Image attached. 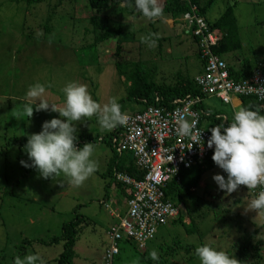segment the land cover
Here are the masks:
<instances>
[{"label":"rangeland","instance_id":"rangeland-1","mask_svg":"<svg viewBox=\"0 0 264 264\" xmlns=\"http://www.w3.org/2000/svg\"><path fill=\"white\" fill-rule=\"evenodd\" d=\"M226 1L230 5L231 1L236 2L233 11L240 49L222 56V59L237 68L242 61L251 64L263 58L264 7L261 4L252 7L245 2L252 0H216L207 11L209 21L222 14ZM104 11L98 14L90 8L88 0H62L60 3L57 0H44L43 3L29 7L25 0H0V146H6L9 137L17 139L21 136L19 129L11 126L5 132L3 127L6 124L15 123L19 126L25 122L26 130L33 134L36 129L38 132L41 130L39 125L42 122L58 117V113L50 108L36 111L35 107L32 116L29 119L26 117L25 105L29 103V98L25 93L28 86L35 82L46 86L42 99L54 104L58 110L64 103L61 89L67 82L77 81L87 85L92 98L99 104L103 105L115 96L121 111L131 114L136 108L132 101L126 100L128 83L118 74V62L124 66L141 62L148 65L146 69L155 67L159 83H173L175 71L184 70L185 59L191 64L189 72H192V76L199 70L192 41L183 34L182 28H177V22L170 17L167 20L161 16L154 28L140 27L134 19H123L129 23L132 34L128 36L126 29L121 28V35L127 39L133 36L134 41L122 45L118 51L119 59L113 57V54L116 55V42L112 40L93 48L98 36L99 21H105L104 15H109ZM46 20L51 26L48 34L43 32ZM179 21L182 22V19ZM150 34H155L151 36L156 40L154 47L142 41L143 37ZM206 103L218 111L230 112L228 105H223L217 99L208 98ZM74 123L77 129L76 143L80 146L86 142L93 143L92 159L97 162V170L79 187L69 183L63 174L56 179H43L37 171L30 174L29 167L24 166V171L17 170L19 174L16 170L10 172L3 156H0V264H12L13 257L22 252L20 246L24 239L30 240L32 245L26 247L23 256L35 253L45 264H56L55 259L62 252L63 244L48 245L47 242L60 235L61 226L73 218L74 212L83 216L88 224L83 225L79 232L73 263L105 264L103 253L108 244L106 230L112 220L100 203L105 195L116 200L122 194L119 188L114 189V184L106 185L108 179L104 178V174L111 157L107 144L90 142L88 139L81 141L79 136L89 134L95 139V136H106L112 130H102L95 115ZM13 149L17 150V147ZM217 173L221 174L218 169L210 170L200 182L197 200L203 203L199 213L206 212V215L197 223V233L190 239L191 243L199 244V237L202 243H208L218 250L233 251V245L238 242L246 245V232L251 234L255 231L252 240H262L264 245V231L253 219L258 218L260 212L247 210L251 199L241 186L232 193L219 190L211 178ZM46 186L50 187V191ZM5 188L7 190L4 191ZM206 191L211 192L212 197L204 200L202 198ZM103 201L102 204L108 205ZM115 208L111 207L112 215H115ZM176 229L168 225L158 230L146 245V259H151L149 253L153 250L158 255L161 240L168 238ZM137 251L128 248L123 250L114 264H148L139 259ZM261 255V264H264V247ZM169 261L171 264H183L179 257ZM184 264H199V261L192 260Z\"/></svg>","mask_w":264,"mask_h":264},{"label":"trees","instance_id":"trees-1","mask_svg":"<svg viewBox=\"0 0 264 264\" xmlns=\"http://www.w3.org/2000/svg\"><path fill=\"white\" fill-rule=\"evenodd\" d=\"M44 0H25V4L27 7L30 5H38L43 3ZM62 0H57L60 3ZM216 0H188L187 2L180 1V0H157L159 6L162 8L163 12L161 16H164V19H170L172 21H176L177 28H182V32L186 35L193 43L195 47V55L199 62V70L196 71L195 75H191L192 72H189L190 63L186 59L183 60V63H186L184 66V70H176L175 74L173 75L175 81L173 83H166L165 81L158 82L156 80L155 67L147 68L148 65H144L141 62L137 64H128V65H120L118 62L116 65V69L120 77H124L126 82L128 83V92L126 96V100H130L135 104V111L133 113L141 112L148 106H162L165 109H174L177 106H182V102H193L190 106V112L193 114L194 118L197 121L198 129L201 131L210 134L208 131L209 128L215 126L216 124L223 123L227 124L231 122L233 113L238 110L242 106L250 107L253 110H257L260 114L264 115V102L259 101L256 96L254 95H234V100L236 104L233 107L232 103H223L220 99L216 96H212L207 92L202 90V87L198 86L196 79L200 77L204 72L206 61L205 58L199 52V47L197 46L199 42V37H194L193 32L197 28L195 25L192 24L191 27H188L186 22L183 21L182 15L186 13H194L197 18H201L206 23V31L204 34H216L219 35L220 39L218 45L213 47L212 50L214 54L220 56L219 58L222 59V56L226 54L233 53L240 49V44L238 39L236 38V33L238 32L237 21L234 15L233 9L235 8L236 2L232 3L231 5L229 1H226L225 9L223 10L222 14L214 19L213 21H209L207 18V11L211 8L210 6ZM246 4H249L252 7L261 6L264 7V0L259 1H245ZM88 4L91 9L96 11L100 14L101 11L108 12L109 15H104L105 21H99V25L97 27L98 36L94 40L93 48L96 47L98 44L103 42H108L110 40L116 42L115 46V54H113L114 58L119 59V50L122 49V45L124 43H129L134 41L133 36L130 39L128 37L123 38L121 35V28L126 29V34L129 36L131 35L132 31L130 28L129 23L123 21V19H134L133 21L137 23L140 27L141 26H149V28H154L155 22H160L159 18H155L153 20H145L140 17H143L134 7L133 0H88ZM122 8H120L119 6ZM195 7L196 11L192 12L191 8ZM135 17L137 20H135ZM180 18L182 22L179 21ZM255 18V17H254ZM256 19V18H255ZM255 19L253 21H255ZM44 24L49 25L48 20L45 21ZM47 25L43 26V32L48 34L51 31V26ZM142 31H145L142 30ZM120 38V39H118ZM158 42V40H157ZM236 61L238 59H235ZM238 64L240 63L237 61ZM183 65V64H182ZM227 70L230 79L235 85H248L252 83V77L255 73V69L262 71L264 70V57L255 60L253 63H248L247 61H242L239 64V67L234 68L229 65L227 62ZM186 72L183 75V72ZM156 98L158 99L156 101ZM208 98L217 99L223 105H228V109L230 112L224 113L218 111L213 108L212 105H208L207 100ZM233 98V97H232ZM175 104V102H178ZM230 106V107H229ZM123 112V111H122ZM27 117V115H26ZM29 119V117H27ZM26 123L21 122L19 126H16L15 123L6 124L3 129L6 132V129L11 126L12 128H18L20 132V137L14 138L9 137L6 141V146H0V156H3V161L6 163V166L10 169V172L16 170L17 174H19L18 169H23V166L20 164L21 160L27 162L28 157L23 150V146L26 143L27 135L32 133L26 130ZM39 127H41L39 125ZM23 129V130H21ZM14 132L13 134H15ZM34 133H38L37 129ZM124 131L121 126H117L112 129V131L106 135L97 137L95 139L91 138L89 134H82L79 136L82 138L81 141L87 140L95 143H105L110 149L111 157L108 161L107 171L104 174V178H106L107 182L106 185L111 186L114 184V189L117 190L119 188L122 197L120 199L114 200L113 197L105 195L103 196V202L108 203L101 205L106 209L108 212L109 218L112 220L109 228L106 230V236L108 238V230L112 228L114 224H118L120 219L126 213L128 207L126 204V200L130 197L131 186H127L122 182L116 181L113 174L115 173H122L127 175L128 177L134 179L135 181H139L143 178V171H140L135 166L133 157L129 153H122L118 154L116 152V146L120 143L123 139ZM19 139V140H18ZM115 142L113 143V140ZM76 147H79L77 143L75 144ZM17 147V150L13 148ZM212 152L209 153L208 156H205L200 162H194L190 168L186 170H181L179 173V182L174 180L170 181L165 190L164 201L172 203L173 206L177 209V216L174 219H167L161 228L171 225L177 227L172 234L166 238L165 240H161L160 250L158 254V260H148L146 259V252L145 248L143 250H139L135 244H133L128 239H122L117 241L115 244L116 247V254L114 255L113 264L115 260H118L121 252L123 250L133 249L138 250L139 259L150 264H171L169 260L173 258L179 257L180 262L184 264V262L198 260L194 255V249L198 244L191 243L190 239L196 235L197 233V223L201 222L206 215V212L199 213L201 203L199 199L198 190H200V182L203 178V175L213 169H218L219 172L223 175L221 170L214 164L211 160ZM30 163V162H29ZM24 171V170H22ZM36 171L34 168L29 167V173ZM113 176V177H112ZM23 187H26L23 185ZM47 187V186H46ZM246 196L250 197V199L254 198L259 192L258 189L255 190H248L245 186L241 185ZM12 189V188H11ZM22 189V187H21ZM7 190L6 188L4 191ZM47 190L50 191V187H47ZM18 194V193H17ZM16 194V195H17ZM19 195V194H18ZM208 197H212L211 192L206 191L202 199H208ZM109 198V199H107ZM117 210H115L116 208ZM111 207L115 208V215H112ZM122 209V211L120 210ZM73 218L63 224L61 226V233L59 236L52 238L48 243V245H55L58 243L63 244V250L59 254V257L55 259L56 264H74L73 260L75 259V252L74 246L78 239L79 232L82 231V226L87 225V220L74 212ZM255 221L261 225V229L264 231V213L260 212L258 218H253ZM188 222V224H187ZM157 230V232H158ZM156 232V233H157ZM156 235V234H155ZM154 235V236H155ZM255 235V231L251 234L246 232V245H242L241 242L233 245V251H226L229 255H232L234 259H236L240 264H261L262 263V255L261 251L264 247L263 241H253L252 238ZM198 238V243L203 244L201 239ZM153 239V238H152ZM152 239L149 241L151 242ZM264 239V238H263ZM107 246L105 247L103 253V260L106 254L107 249L110 246L109 240ZM148 242V243H149ZM44 243V242H42ZM32 242L30 240L24 239L21 242L20 251L18 253L19 256H23L24 252L26 251V247L31 246ZM147 245V244H146ZM238 247V248H237ZM232 249V248H231ZM140 251V252H139ZM47 262V261H46Z\"/></svg>","mask_w":264,"mask_h":264},{"label":"clouds","instance_id":"clouds-1","mask_svg":"<svg viewBox=\"0 0 264 264\" xmlns=\"http://www.w3.org/2000/svg\"><path fill=\"white\" fill-rule=\"evenodd\" d=\"M133 2L135 9L148 20L162 15L163 10L157 0ZM153 35L155 34L142 38L149 47L155 46L156 40L151 38ZM45 91L46 86L40 82L28 86L25 93L29 98V103L25 105L27 117L32 116L34 107L36 111L50 108L58 113V117L42 122L38 133L27 135L23 150L30 163L21 160L20 164L34 168L43 179H56L63 174L69 183L79 187L97 170V162L92 159L93 143L86 142L79 148L75 146L77 129L74 122L95 115L100 128L110 131L118 125H124L126 115L130 114L121 111L115 96L110 97L103 105L99 104L92 98L87 85L77 81H69L61 89L64 103L59 110L54 104L42 99ZM195 124V119H178L176 133L188 138L192 142L191 147L196 144L201 150L205 145L212 149L211 160L226 174L217 173L211 177L219 190L232 193L241 185L247 189H254L257 185L264 186V115L250 107L242 106L233 113L231 122L219 123L209 128L210 136L207 141L201 140L202 131L197 130ZM116 174L122 173H115L114 177ZM247 210L264 213V190L249 201ZM149 255L153 261L158 260L155 250ZM194 255L199 264H240L232 255L208 243L198 244ZM12 264L45 262L35 253H26L23 257L14 256Z\"/></svg>","mask_w":264,"mask_h":264},{"label":"built area","instance_id":"built-area-1","mask_svg":"<svg viewBox=\"0 0 264 264\" xmlns=\"http://www.w3.org/2000/svg\"><path fill=\"white\" fill-rule=\"evenodd\" d=\"M191 11L195 12L196 8L192 7ZM182 19L188 27L192 24L197 27L193 36L199 37L197 46L206 61L204 73L196 79L198 86L223 103H231L234 95L250 94L264 102V70H254L251 84L235 85L226 71V63L212 50L218 45L219 35L204 34L206 23L194 13H186L182 15ZM177 103L179 101L175 102ZM192 103L182 102V106L171 110L152 105L141 112L126 115V123L121 126L124 131L123 139L116 146V151L119 154H131L136 167L144 175L142 179L135 181L124 174H116L117 180L131 186V192L125 201L128 207L126 213L107 232L110 246L104 257L105 264L113 263L117 241L128 239L138 249H143L167 219L177 216L176 207L164 201V189L172 180L179 182L181 170L190 168L194 162H200L212 152L206 145L202 150L196 144L191 147L192 142L188 138L176 133L178 119H195L190 112ZM195 128L201 131L197 121ZM200 135L202 141H207L210 136L203 131ZM255 189L260 192L264 190V186L257 185L252 190Z\"/></svg>","mask_w":264,"mask_h":264},{"label":"crops","instance_id":"crops-1","mask_svg":"<svg viewBox=\"0 0 264 264\" xmlns=\"http://www.w3.org/2000/svg\"><path fill=\"white\" fill-rule=\"evenodd\" d=\"M234 99H235V98L232 99L231 103L233 102ZM235 105H236V104H233V107H234V108L237 107V106H235Z\"/></svg>","mask_w":264,"mask_h":264}]
</instances>
